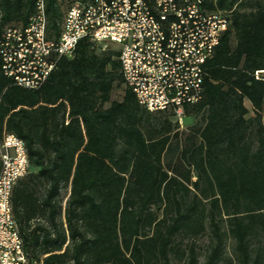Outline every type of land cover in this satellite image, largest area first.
I'll list each match as a JSON object with an SVG mask.
<instances>
[{"label":"trees","instance_id":"trees-1","mask_svg":"<svg viewBox=\"0 0 264 264\" xmlns=\"http://www.w3.org/2000/svg\"><path fill=\"white\" fill-rule=\"evenodd\" d=\"M74 1L88 0H45L50 35ZM204 4L229 10L230 23L205 63L202 100L185 109L203 124L182 146L173 115L147 110L124 83L114 45L79 40L36 89L0 65V139H23L29 160L11 206L30 259L264 264V76L255 75L264 70V0ZM34 9L35 0H0V36Z\"/></svg>","mask_w":264,"mask_h":264},{"label":"built area","instance_id":"built-area-1","mask_svg":"<svg viewBox=\"0 0 264 264\" xmlns=\"http://www.w3.org/2000/svg\"><path fill=\"white\" fill-rule=\"evenodd\" d=\"M229 23V10L204 0L74 1L55 36L47 31L45 0H35L26 22L1 34L0 65L14 84L36 89L79 40L101 49L114 45L124 83L139 104L181 123L186 107L203 98L205 63ZM0 164V264H42L25 252L12 211L13 186L29 170L25 143L13 132L0 139Z\"/></svg>","mask_w":264,"mask_h":264},{"label":"rangeland","instance_id":"rangeland-1","mask_svg":"<svg viewBox=\"0 0 264 264\" xmlns=\"http://www.w3.org/2000/svg\"><path fill=\"white\" fill-rule=\"evenodd\" d=\"M264 72V70H262ZM261 76H264V73H261ZM120 92L121 88L119 86H115L112 92V98H120ZM246 106L249 108L247 116L252 115V110L250 109V105L247 101H245ZM203 124L202 121V115L201 113H195V112H190L189 114H185L183 116V120L181 123L178 122V130H177V137H173L174 139H177L180 143V145H184L187 143V138L190 135H193L194 132L198 127H200ZM69 193V187H64L61 190V204L64 207L65 206V201L66 198L68 197ZM207 243H208V237L206 235L198 237L196 239V244H197V251L199 253L200 260L204 258V253L207 248ZM232 244L230 242L227 243L226 245V253L229 256L233 257V252H232ZM172 264H182V262H176L173 261Z\"/></svg>","mask_w":264,"mask_h":264}]
</instances>
